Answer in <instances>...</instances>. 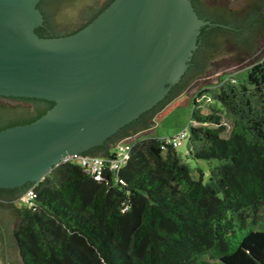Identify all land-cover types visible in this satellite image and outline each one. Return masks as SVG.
<instances>
[{"label": "trees", "instance_id": "16d2710c", "mask_svg": "<svg viewBox=\"0 0 264 264\" xmlns=\"http://www.w3.org/2000/svg\"><path fill=\"white\" fill-rule=\"evenodd\" d=\"M190 1L209 22L191 63L202 54L208 60L231 34L264 33V0H243L231 33L225 10ZM248 45L243 51L252 56L258 45ZM198 97L180 145L186 141V158L211 165L208 181L202 173L192 176L180 145L131 138L152 128L156 110L143 121L146 112L125 127L128 132L95 148L103 152L93 157L111 159L118 144L131 143L127 164L101 183L69 161L27 186L34 197L30 206L18 202L13 232L23 264H264V59L201 89ZM6 100L23 106L10 119L8 102L0 101V131L31 124L54 106L34 98Z\"/></svg>", "mask_w": 264, "mask_h": 264}, {"label": "water", "instance_id": "95a60500", "mask_svg": "<svg viewBox=\"0 0 264 264\" xmlns=\"http://www.w3.org/2000/svg\"><path fill=\"white\" fill-rule=\"evenodd\" d=\"M42 1L53 32L97 14L71 35L44 38L35 33L44 21L40 0H0V96L54 103L33 123L0 131V189L37 184L63 158L93 157V149L153 109L180 81L201 29L209 25L190 0H114L102 10L107 0ZM206 3L230 14L231 24L239 23L233 14L243 0ZM257 31L231 34L182 93L191 96L219 75L259 60L264 33ZM248 44L258 45L252 56L243 51ZM7 107V118L20 115L19 106ZM17 220L12 207L1 202L0 264H21L12 238Z\"/></svg>", "mask_w": 264, "mask_h": 264}, {"label": "rangeland", "instance_id": "374dc122", "mask_svg": "<svg viewBox=\"0 0 264 264\" xmlns=\"http://www.w3.org/2000/svg\"><path fill=\"white\" fill-rule=\"evenodd\" d=\"M264 59V55L259 59ZM257 60V61H259ZM255 61V62H257ZM254 62V63H255ZM253 64V63H252ZM247 65L243 68H240L233 72H225L218 76V81L214 83H206L200 86L193 95L189 96L185 93H180L178 96L169 101L159 112L154 115L153 123L155 126L150 129V131H142L131 138H154V139H170L183 132H188L190 125L192 124V110L194 105V100H200L198 97V92L201 89L209 88L212 86H216L219 81L226 75L236 76L237 74H243L246 70L252 65ZM8 106H23L19 103H6ZM186 141H183L182 144L177 148L178 152L183 155V161L189 167L192 176L195 179L200 177V173H202L204 182L208 181L209 177V169L211 165L206 161H195L190 158L185 157L186 153ZM16 207L18 206V200L12 202ZM10 206V205H9ZM19 224L18 220L15 222L14 227L12 228V238L14 239V229ZM15 241V239H14ZM17 255L19 260L22 263V260L19 256L18 248L16 245Z\"/></svg>", "mask_w": 264, "mask_h": 264}, {"label": "flooded vegetation", "instance_id": "af4514ba", "mask_svg": "<svg viewBox=\"0 0 264 264\" xmlns=\"http://www.w3.org/2000/svg\"><path fill=\"white\" fill-rule=\"evenodd\" d=\"M44 1L40 0L39 4H38V8L39 10L42 12L43 14V18H44V21H43V25L39 28H37L35 30V33L40 36V37H44V38H57V37H63V36H68L72 33H74L75 31H77L78 29H80L81 27H83L84 25H86L89 21H91L93 19V17L97 14V12H95L92 16H90L87 21H85L84 23L82 22L81 24H77L76 26L74 27H71L70 30H63L62 32L58 33V32H53V31H50L49 29V25H48V17L47 16V13L45 12V10L42 9V4H43ZM110 2V0H107L103 6L101 7L100 10L104 9V7ZM70 6V5H69ZM69 8V7H68ZM201 10H204V8H200ZM99 11V10H98ZM199 16L200 17H203V19L206 17V16H203L201 14V11L199 12ZM231 25H234V24H231L230 22V25L228 26H225L226 28L229 29L230 33H231V29H232V26ZM204 54L199 55V57L197 59H195L194 63H190L188 64V68L186 70V72L184 73V75L182 76V78L180 79V81L171 86L170 87V90L168 92V94L165 96V98L160 102L158 103L153 109H151L150 111H148L144 117L142 118L143 121L147 120L149 118V116L154 112V110H157L161 107V105L166 102L171 96H174L176 94H179V90L181 87L183 86H186L185 89L187 87H189L190 85H192L195 81V78L198 77L197 76V72L199 71V68L201 66V64H203V60H204ZM177 96V95H176ZM175 96V97H176ZM6 99H8V97H1L0 96V101H3V102H11V101H7ZM11 103H16V102H11ZM19 103V102H17ZM45 107V104L42 105V108ZM142 122V121H141ZM128 128H124L122 129L121 131H119L117 133V136H120L121 134H124L126 132H128ZM103 150V149H102ZM101 149H93L91 151V154L92 155H100V153H102ZM27 189V186L25 187H22V188H18V189H13L11 191H8V192H1L0 191V201L1 202H6L8 203L13 211H15L17 213V207L12 203L16 200H19V198L24 194V192L26 191ZM0 202V204H1ZM18 215V213H17ZM0 231L1 233L4 235V228L2 227L1 223H0ZM15 239V238H14ZM16 242V241H15ZM17 245V243H16ZM18 248V246H17ZM18 252H19V249H18ZM20 256V254H19ZM21 258V257H20ZM5 260H6V253H5ZM23 263V262H22ZM6 264H7V260H6Z\"/></svg>", "mask_w": 264, "mask_h": 264}, {"label": "built area", "instance_id": "2783aa9c", "mask_svg": "<svg viewBox=\"0 0 264 264\" xmlns=\"http://www.w3.org/2000/svg\"><path fill=\"white\" fill-rule=\"evenodd\" d=\"M185 138V134L181 133L167 141L174 147L180 145L181 141ZM131 152L130 140L123 141L118 144L115 148V152L111 159H105L101 157H90L84 155H73L61 160V163H66L69 161H76L81 166L83 172L92 176L97 182L101 183L107 173L118 171L123 168L129 161ZM34 197L32 188L27 190L18 200V202L23 206H30L31 200Z\"/></svg>", "mask_w": 264, "mask_h": 264}]
</instances>
